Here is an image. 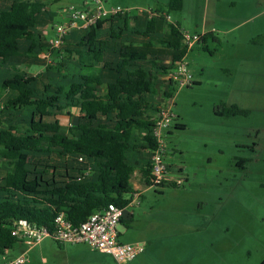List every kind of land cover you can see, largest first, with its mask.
Listing matches in <instances>:
<instances>
[{"label": "trees", "instance_id": "obj_1", "mask_svg": "<svg viewBox=\"0 0 264 264\" xmlns=\"http://www.w3.org/2000/svg\"><path fill=\"white\" fill-rule=\"evenodd\" d=\"M61 1L0 0L2 257L21 242L11 234L16 221L51 233L60 214L77 226L109 204L125 209L136 172L151 186L153 128L176 89L168 74L188 50L179 25L161 16L180 11L183 0H168L150 19L102 17L51 48L45 33ZM221 111L248 113L237 105Z\"/></svg>", "mask_w": 264, "mask_h": 264}, {"label": "rangeland", "instance_id": "obj_2", "mask_svg": "<svg viewBox=\"0 0 264 264\" xmlns=\"http://www.w3.org/2000/svg\"><path fill=\"white\" fill-rule=\"evenodd\" d=\"M167 2L101 0L104 8L139 5L145 13ZM87 7H94L92 0H62L51 9L55 24L67 21L69 8ZM168 16V23L176 22L190 36L212 33L205 43L199 40L187 50L183 63L190 84H175L167 102L176 123L184 128L172 124L164 133V162L182 168V173L173 174L182 184L139 186L140 198L124 209L127 218L117 226L119 242L143 249L128 264H260L264 258V0H183L182 9ZM47 34L53 36L51 27ZM229 105L248 113L225 116L221 108ZM71 113L75 121L76 110ZM68 119L65 114L61 122ZM138 182L136 172L132 189ZM26 249L17 243L4 258L0 256V264ZM27 258L30 264H116L111 255L85 244H58L50 237L32 246Z\"/></svg>", "mask_w": 264, "mask_h": 264}, {"label": "built area", "instance_id": "obj_3", "mask_svg": "<svg viewBox=\"0 0 264 264\" xmlns=\"http://www.w3.org/2000/svg\"><path fill=\"white\" fill-rule=\"evenodd\" d=\"M94 7H87L84 11L68 9V19L65 23L55 24L52 28L53 36L49 39L48 44L51 48H58L63 38L72 28L84 29L94 24L98 19L106 16H116L129 14L130 10L123 9L119 6L104 8L101 0H92ZM141 12V11H139ZM147 18L157 16L154 11L146 12ZM168 21L169 16L161 15ZM183 45L190 49L195 43L199 42L200 35L190 36L182 32ZM168 77L178 86H187L190 84L186 67L182 61L174 65L169 72ZM174 115L167 108L161 113L160 118L156 121L153 128L155 147L151 151V186H160L162 183H171L175 186H181L180 178L170 179V173L167 164L164 162L166 146L163 142L164 133L172 123ZM139 193L132 195V200L128 206L139 198ZM124 209L114 204H109L103 210L93 213L86 220L77 226H73L65 220L62 214L57 215L54 219V229L51 233L45 227L37 226L34 223L25 220L14 222L12 235L17 237L27 249L13 259H7L2 264H29L27 253L30 248L38 244L43 239L50 237L59 244H78L82 243L92 250L109 254L113 257L116 264H128L132 262L137 255L142 253L143 249L139 245L123 244L119 242V233L117 226L123 217ZM4 258V257H2ZM4 260V259H3Z\"/></svg>", "mask_w": 264, "mask_h": 264}, {"label": "crops", "instance_id": "obj_4", "mask_svg": "<svg viewBox=\"0 0 264 264\" xmlns=\"http://www.w3.org/2000/svg\"><path fill=\"white\" fill-rule=\"evenodd\" d=\"M165 5V4H164ZM122 7H124L123 9H128V10H130V11H138L137 13H138V15L141 17V15H144V13H141V12H145V10L146 9H144L143 7H140L139 5H126V6H121V8ZM161 7H163V5H155L153 8H151V9H149V10H157L158 8H161ZM130 8V9H129ZM139 8H141V9H139ZM139 11H141L140 13H139ZM52 29V28H51ZM76 30H77V28H75ZM52 33H53V31H52ZM45 34H47V33H45ZM48 35V34H47ZM49 37V36H48ZM50 39V38H49ZM174 120L176 119V117H174L173 118ZM174 123H176V121H174L173 123H171V125L173 124L174 125ZM171 125L169 126V128L167 129V132H170V127H171ZM167 166L169 167V173H170V179H172V178H174V176H173V174L174 175H176L177 173L178 174H180V173H182V168H180V167H174L175 165H171V164H167ZM172 174V175H171ZM136 175V173L134 174V176ZM177 178V177H176ZM141 185H143V183H141V181H140V177H139V182H138V184H136L135 183V185L133 186V192H138V188H139V186H141ZM139 198H140V196H139ZM131 206V205H130ZM124 216H125V218H127V216H126V211L124 210ZM124 222V221H123ZM44 240V239H43ZM20 255V254H19ZM18 256V255H17ZM16 257V256H15ZM11 259H13V258H11Z\"/></svg>", "mask_w": 264, "mask_h": 264}]
</instances>
